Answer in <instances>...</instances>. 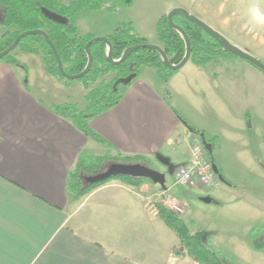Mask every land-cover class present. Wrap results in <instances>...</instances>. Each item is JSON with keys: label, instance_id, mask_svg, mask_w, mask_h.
<instances>
[{"label": "crops", "instance_id": "0c3cea01", "mask_svg": "<svg viewBox=\"0 0 264 264\" xmlns=\"http://www.w3.org/2000/svg\"><path fill=\"white\" fill-rule=\"evenodd\" d=\"M195 1L171 0L158 20L175 7L202 19L191 10ZM102 12L77 13V34L110 35L114 24H83L84 14ZM5 31L0 25V36ZM153 37L159 45L157 31ZM243 42L261 51L237 46L264 59V40L259 47ZM17 59L22 65L0 60V264H198L159 217L158 202L180 205L211 249L228 251L239 264H264V71L239 57H213L205 65L189 61L161 82L155 68L144 67L117 105L87 120L106 146L51 109H86L81 81L50 75L41 56L18 51ZM201 135L213 144L210 158L226 182L191 189L201 196L193 207L167 196L166 171L176 175ZM81 154L144 156L165 184L114 179L78 201L67 183ZM255 229L263 231L254 238Z\"/></svg>", "mask_w": 264, "mask_h": 264}, {"label": "trees", "instance_id": "16d2710c", "mask_svg": "<svg viewBox=\"0 0 264 264\" xmlns=\"http://www.w3.org/2000/svg\"><path fill=\"white\" fill-rule=\"evenodd\" d=\"M124 6L130 7L135 0H115ZM115 11L116 5L105 7L104 0H0V25L6 31L0 36V53L8 49L23 32L29 30H45L56 46L67 74L76 75L85 70L89 63V55L86 50L87 43L95 38L93 34L80 36L74 16L85 10ZM46 10L65 19L58 22L51 19ZM174 22L181 26L191 39L192 54L190 61L197 65L208 64L213 57H238L227 50L221 44L205 32L203 28L178 14L174 16ZM157 37L159 45L166 51L173 65L179 64L186 55L187 44L183 34L173 28L168 15H163L157 22ZM113 46L114 60H120L125 51L139 44L149 43L147 38L140 36L131 22L120 23L114 31L107 36ZM18 51L41 56L47 73L59 80L69 82L59 69L55 53L41 34L28 35L19 43L18 48L4 56L1 60L7 63L22 65L17 59ZM94 62L91 70L79 81L86 90V109L81 110L75 104L53 105L52 111L74 122L76 127L87 137L96 142L109 146L108 142L95 133L87 123V120L101 115L106 110L117 105L124 96L122 85H129L138 77L144 67H152L157 70L158 76L168 82L179 70L168 67L162 54L155 49L144 48L133 52L120 64L111 63L108 60L109 45L106 41H96L91 46ZM254 65V64H253ZM110 73H116L111 80H103L96 88L91 89L90 84L97 82L101 77ZM132 76L130 83L125 79ZM213 152H209L212 155ZM211 159V158H210ZM215 164V161L212 160ZM113 163H140L152 167L150 160L137 155L127 157L111 154L92 156L81 154L70 171L67 189L74 199L81 200L98 187L117 179L133 186H142L146 182H153L149 178L116 176L102 179L99 182H91L90 178L106 170ZM220 174L221 171H220ZM229 184V183H228ZM159 217L180 238L182 245L187 249V255L198 264H239L229 253L213 250L205 240L204 233L200 229H193L192 222L188 223L182 215L164 203H156ZM263 229H255L252 234L255 238Z\"/></svg>", "mask_w": 264, "mask_h": 264}, {"label": "rangeland", "instance_id": "374dc122", "mask_svg": "<svg viewBox=\"0 0 264 264\" xmlns=\"http://www.w3.org/2000/svg\"><path fill=\"white\" fill-rule=\"evenodd\" d=\"M114 1L115 0H105L104 2H107L109 6L116 5L117 9L115 11L106 10L107 12H102L99 16H88V14H84V26L98 23H101V25L105 23L114 24V28L111 31L113 32L120 23L131 22L140 36L147 38L149 43L156 44L153 41L155 40L153 35L156 34L158 17L161 16L162 13L164 14L163 11L171 0H135L134 4L130 7ZM189 4L191 10L200 14L206 23H210L216 31L224 35L234 45L243 46L242 44L245 43L243 42L244 38L245 40L249 38V41H254L257 47H259V44L261 46L260 42L264 40V0H196ZM169 12L170 11H168L167 15ZM247 31L250 32L246 33ZM157 41L158 39L156 42ZM245 44L248 46L250 45L247 43ZM262 46L264 47V43H262ZM251 48L253 49L250 50L256 53L261 51L253 46H251ZM245 51L254 55L248 50ZM260 60L264 62V59L261 57ZM25 80H28V78L26 77ZM69 81L80 82L79 80ZM161 82L164 81L162 80ZM126 86L128 85H122L121 88L123 89ZM207 152L210 158L209 151L207 150ZM173 161L175 165L181 164V159L179 157L174 158ZM166 174L167 186L171 189V192H169L167 196L173 197L174 200L178 202L184 200L187 203L186 205H193V207H195L201 196L199 192H196L197 190L191 189H196L198 187L190 188L182 185L177 181L176 175L170 172V169L166 171ZM223 187H225V184L220 181V188ZM219 198H215V200L220 202L225 199V196ZM182 216L187 221L191 220L187 215ZM225 253L229 252L227 251ZM184 255L188 256L187 249Z\"/></svg>", "mask_w": 264, "mask_h": 264}, {"label": "water", "instance_id": "95a60500", "mask_svg": "<svg viewBox=\"0 0 264 264\" xmlns=\"http://www.w3.org/2000/svg\"><path fill=\"white\" fill-rule=\"evenodd\" d=\"M46 14L51 19H53L55 21H58V22H64L65 21V19L63 17H61L57 14H54L48 10H46ZM178 14L185 16L187 19H189L190 21L194 22L195 24H197L198 26L203 28L207 34H209L211 37L216 39L221 44V46L225 50H227L228 52L238 56L239 58H242V59L249 61L250 63L254 64L256 67H258L262 71H264V62L262 60L255 57L251 53L239 48L238 46L234 45L224 35H222L218 31H216L212 26L207 24L204 20H202L199 17L191 14L186 8H183V7H175L168 14V19H169L170 25L183 34V36L185 37V40H186V44H187L186 55L183 58V60L177 65H173L171 63L166 51L160 45L153 44V43L139 44V45H135L133 47H130L125 51L124 55L122 56V58L120 60H114L113 46H112L109 38L107 36H96L95 38L90 40L86 45V50H87V53L89 55V63L87 65V67L85 68V70L83 72H81L79 74L70 75V74L66 73L65 68H64V64H63L62 59H61V56H60L56 46L54 45L53 41L50 39L48 33L42 29L29 30V31H25V32L21 33L16 38L14 43L8 49H6L5 51L0 53V60L4 56L15 51L18 48L19 43L22 40V38H24L28 35H32V34H41L46 38L47 42L52 47V49L55 53V56L57 58L60 71L69 80H79V79L83 78L91 70L93 62H94V57H93V54L91 51V46L96 41H106L108 43V45H109L108 60L111 63L120 64V63L124 62L136 50L144 49V48H150V49L158 50L162 54V56L164 58V62L168 67L179 70L182 67H184L190 61L191 54H192V43H191V39L188 36V34L186 33V31L181 26H179L178 24H176L174 22V16H176ZM132 79H133V77L130 76L127 79H125L124 82L126 84H128L132 81ZM201 139H202V143L206 147V149L209 152H213V144L209 143V141L205 138L204 135H201ZM213 170L216 173V175L218 176L220 181L226 182V179L224 178V176L222 174H220V170L216 164H213ZM116 176H131V177L149 178L154 183H157L160 185H164L165 181H166L164 173L160 172L159 170H157L155 168H152V167L140 164V163H129V164L113 163V164H110L106 168V170L99 173L98 175L91 177L90 181L91 182H99L102 179H107V178L116 177Z\"/></svg>", "mask_w": 264, "mask_h": 264}, {"label": "built area", "instance_id": "2783aa9c", "mask_svg": "<svg viewBox=\"0 0 264 264\" xmlns=\"http://www.w3.org/2000/svg\"><path fill=\"white\" fill-rule=\"evenodd\" d=\"M176 178L179 183L190 188L214 189L218 185L219 179L213 170V163L201 141L191 144L190 159L178 168ZM173 209L178 213L183 212L177 203H173Z\"/></svg>", "mask_w": 264, "mask_h": 264}]
</instances>
